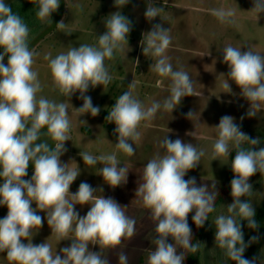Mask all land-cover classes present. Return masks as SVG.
Listing matches in <instances>:
<instances>
[{
	"label": "clouds",
	"instance_id": "1",
	"mask_svg": "<svg viewBox=\"0 0 264 264\" xmlns=\"http://www.w3.org/2000/svg\"><path fill=\"white\" fill-rule=\"evenodd\" d=\"M30 2L37 6L35 15L42 23L52 22L51 15L60 6V0ZM128 3L129 0H115L118 9ZM76 7L83 10L82 5ZM162 11L163 8L149 0L144 15L151 22ZM250 11L257 21L264 13V0H253ZM214 14L221 23H234L231 19L234 10L221 9ZM56 25L63 29L65 23L61 20ZM105 28L98 36L97 45L80 44L54 58L51 53L44 56L49 62L54 88L68 100L79 92L83 105L75 110L93 117L99 115L100 108L94 106L85 93L90 87L106 88L112 81L105 60L114 59V51L121 50L128 41L132 22L116 11L106 18ZM29 35L30 28L21 16L14 13L5 0H0V49H3L0 53V206L8 209L7 215L0 218V253L6 252L9 264H109L102 255L103 250L116 248L123 240L132 238L136 221L126 215L128 206H122L112 197L105 198L102 187L97 189L81 182L75 193L70 191L80 169L77 163L72 167L71 161L61 160L67 152L65 142L71 140L68 105L38 97L42 85L33 64L39 53L30 50ZM171 41L169 28L161 24H154L141 41L143 54L155 61L150 70L170 79V95L162 102L153 101L145 107L133 94L135 84L132 82L106 117V121L115 124V148L127 156L135 155L133 145L140 139L138 128L142 122L155 119L161 110L172 113L184 97L193 96L190 75L182 67L174 70L170 57L165 55ZM222 53L223 63L228 66L227 74L222 73L226 77L225 93L232 92L230 81L235 83L240 95L249 102L247 116H257L264 108V54L253 51L251 46L242 50L232 45L225 46ZM192 115L189 112L187 117ZM215 128L213 160L229 158L233 150L236 153L231 160L233 202L227 205L228 215H218L214 220L215 245L235 264H256V258H244V252L259 237L253 236L245 243L240 221H247L249 229L259 226L250 199L254 192L249 178L257 172L264 175V147L257 150L260 139L241 131L231 115L222 116ZM44 129L46 131H42ZM42 136L52 143L41 140ZM159 143L164 151L146 163L136 189V197H140L156 222L155 249L149 253L148 264H184L186 253H195L201 246L200 242L193 243L188 215L194 212L192 221L197 228H202L209 214L215 211L218 192H210L206 184L198 186L195 177L185 179L190 170L201 164L204 151L167 135ZM79 155L89 167L102 165L98 175L111 188L127 183L129 170L125 166L118 167L115 152L98 157L88 152ZM29 165L33 172L30 179H25ZM242 197L247 199L242 200ZM76 205H88L86 215L80 216ZM38 212L46 213L51 235L58 242L70 240L69 246L53 252L47 240L32 243L33 236L43 227L44 217ZM169 237L174 243L167 242ZM90 245H98L99 251H92ZM119 264H127L123 252L119 255Z\"/></svg>",
	"mask_w": 264,
	"mask_h": 264
},
{
	"label": "rangeland",
	"instance_id": "2",
	"mask_svg": "<svg viewBox=\"0 0 264 264\" xmlns=\"http://www.w3.org/2000/svg\"><path fill=\"white\" fill-rule=\"evenodd\" d=\"M18 1L26 5L27 15L37 22L35 28H30L29 48L39 53L35 57L33 69L38 72V79L42 85V96L55 102H64L68 105V116L71 121L69 141L65 142L67 152L61 156L62 162H70L72 167L76 163L80 169V175L70 186V191L75 193L81 182H87L93 188H103L102 195L114 198L125 208L128 217L136 221L135 235L123 240L122 244L113 249H105L102 255L109 264H119V255L123 252L127 256V264H148L149 253L155 249L156 222L151 219V211L145 208L140 197H136V189L141 182L140 177L144 166L157 153H163L160 141L167 135L172 140L180 138L186 143H192L198 149L204 151L200 165L190 170L185 179L196 178L197 185L206 184L210 192H220L224 188L225 193L230 187V155L213 160L212 150L217 139L215 126L219 124L224 115L235 118L241 131L252 138H261L264 135V108L257 116H247L249 102L240 95V89L230 81L231 93H225L223 83L228 66L223 63L222 49L227 45L240 47L247 50L251 46L253 51L264 54V13L259 15L256 21L255 14L250 10L253 0H151L157 6L163 8L160 16L149 22L145 18V11L149 0H129L122 8L115 6V0H60L57 11L51 15V21L42 23L30 6V0H5V2ZM76 5H82L79 10ZM234 10L231 17L234 23H221L214 14L217 10ZM120 11L132 22V30L128 35L121 50L114 51V59L105 60V64L112 76V81L106 88L96 86L89 88L85 95L90 96L94 106L100 108L96 117L91 114H80L75 108L82 107L83 100L77 92L69 100L54 88L52 76L48 67L45 54L51 53L54 58L61 52H67L71 47L80 44L97 45L98 36L105 31L106 18ZM64 21L63 29L57 27V23ZM154 24H161L165 29L169 28L172 37L171 44L165 55L170 57L174 70L180 67L186 71L194 86L193 96H186L180 105L172 113L158 111L155 119L142 122L138 128L140 139L134 143L135 155L127 156L115 148L117 136L114 135L115 124L106 121L108 112L114 106L116 99L133 82L135 89L133 94L144 104L151 105L153 101H163L170 95V79L160 77L150 70L154 63L151 56H145L142 51L141 41L143 36L152 29ZM70 33V34H67ZM3 52L0 51V53ZM138 61V64H137ZM4 63L7 64L5 56ZM192 112L191 117L187 114ZM243 117V120H241ZM81 120L86 121L81 123ZM46 131V129L42 130ZM41 140L52 141L46 136ZM264 147V142L261 144ZM258 150V149H257ZM80 152H88L94 156L116 153L118 167H127V183L115 189L107 185L99 174L102 165L89 167L85 165ZM231 154V153H230ZM213 160V161H212ZM28 175L30 179L33 168L29 165ZM252 184L254 196L252 200L256 215L258 208L264 202V175L257 172L249 178ZM100 195V193H97ZM246 200V197H242ZM233 202L230 195L226 196L212 212L208 222L199 234L201 243L200 264H235L227 258L223 250L215 245L216 228L214 220L218 215H228L227 205ZM35 208V203L32 205ZM75 210L80 216L86 215L88 205H76ZM7 207L0 206V218L7 215ZM44 217L43 227L33 236L32 243L40 244L47 240L51 244L53 252L71 244L70 240L57 241L51 235V229L47 224L46 213L38 212ZM193 213L188 215V223L192 229V236L196 225L192 221ZM258 228L253 230L243 221L244 240L247 243L251 237L258 236L254 242L246 248L244 258H256V264H264V227L257 220ZM25 243L28 241L25 240ZM168 243H174L171 237ZM92 251H99V246H91ZM180 249H178V254ZM0 264H9L6 252L0 253Z\"/></svg>",
	"mask_w": 264,
	"mask_h": 264
},
{
	"label": "trees",
	"instance_id": "3",
	"mask_svg": "<svg viewBox=\"0 0 264 264\" xmlns=\"http://www.w3.org/2000/svg\"><path fill=\"white\" fill-rule=\"evenodd\" d=\"M7 4L10 5V7L12 8V11L18 15L21 16V18L24 20V22L29 26V28H35L37 26V22L33 21L32 18L28 17L27 15V9H26V5L23 2H18V1H10L7 2ZM30 6L32 10H38L37 6L34 3L30 2ZM36 12V11H35ZM0 51H2V49H0ZM7 57V56H6ZM264 142V135L260 138V143L256 146V149H259L261 147V144H263ZM244 147H250L249 145H244ZM235 150H233L230 154V162L232 159H234L235 157ZM233 179V172L232 169H230V182ZM227 188V187H226ZM224 188V189H226ZM222 190L220 192H218L217 195V199H216V205L215 208L217 207V205L228 195L231 194V189H229L227 191V193H225V190ZM212 213L209 214V217L211 216ZM257 220L263 225L264 227V202L262 203V205L258 208V212H257ZM209 219V218H208ZM208 221L205 222V224ZM241 225H242V231H243V221H240ZM204 224V225H205ZM204 227V226H203ZM202 228H197L195 229L194 233H193V243H197L198 241V237L199 234L202 231ZM186 257L184 260V264H200L199 263V259H200V252L199 250L195 253H186Z\"/></svg>",
	"mask_w": 264,
	"mask_h": 264
}]
</instances>
